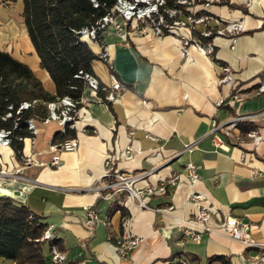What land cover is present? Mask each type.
<instances>
[{
  "label": "crops",
  "instance_id": "0c3cea01",
  "mask_svg": "<svg viewBox=\"0 0 264 264\" xmlns=\"http://www.w3.org/2000/svg\"><path fill=\"white\" fill-rule=\"evenodd\" d=\"M23 11V0H0V51L26 64L55 95L56 85L41 67ZM210 13L224 21L242 20L245 28L235 42L216 36L214 56L193 43L184 46L178 35L158 37L134 30L126 31L124 39L112 34L104 36L102 44L89 43L100 56L93 63L94 75L109 86L111 65L124 90L110 106L99 98L92 103L85 115L88 126L79 123L76 130L78 149L62 153L60 167L50 165V147L61 128L49 129L50 123L35 122L37 133L24 140L21 159L11 146L0 145V170L6 172L0 174V197L27 206L53 226L68 264H222L217 257H226L230 264H264L258 249L217 229L234 216L250 226L257 241H264V143L254 147L246 140L221 149L210 134L214 124L236 115L264 113V93L230 103L233 87L219 84L223 65L231 68L242 89H257L264 80V0H224ZM262 127V120L254 123L264 135ZM148 134L158 140H150ZM193 142L196 147L182 153ZM129 147L134 150L130 159L125 155ZM109 157L122 173L152 171L136 183L138 188L176 176L180 183L150 196L147 209L124 192L106 191L98 198L94 187L110 181L104 178ZM28 158L31 164H26ZM187 163L200 167L202 176L195 185L186 177ZM192 192L201 194L213 210L210 225L215 231L200 243L185 236L188 228L199 230ZM88 205L108 218V225L99 223L88 230L84 226ZM116 206L125 208L128 230L141 239L125 259L110 240L123 233L122 213ZM0 264L15 263L0 259Z\"/></svg>",
  "mask_w": 264,
  "mask_h": 264
},
{
  "label": "built area",
  "instance_id": "2783aa9c",
  "mask_svg": "<svg viewBox=\"0 0 264 264\" xmlns=\"http://www.w3.org/2000/svg\"><path fill=\"white\" fill-rule=\"evenodd\" d=\"M224 0H175L173 5H169L167 0H117L110 11L102 17L97 23L85 28L77 33L81 39L87 43L99 42L102 44L103 37L106 35H117L124 39L126 31L134 30L139 33H152L155 36L161 37L164 35H178L184 46L193 43L200 52L208 55H213L215 47L212 40L216 36L228 37L233 42L241 35L245 28L242 20L224 21V19L210 13V9ZM94 7H99L98 0H92ZM181 30H187L188 34H182ZM198 35L203 38L212 39L207 44H202ZM101 58L108 61L107 54L102 53ZM112 68L111 65H109ZM113 69V68H112ZM86 81V90L84 95L79 100L71 97L59 98L56 101L48 103V117L43 123L55 122L65 131L67 127L77 130L78 124H83V127L88 126L86 112L88 108L98 99L100 89L106 90V100L114 102L121 95L124 86L114 73H110V85L101 87V81L93 74H84ZM219 84H227L233 87L234 92L230 97V103L244 102L254 96L264 93V80L259 84L257 89L247 90L238 86L237 80L230 67L223 66ZM222 104V102L220 103ZM30 103H23L17 113L22 109H28ZM83 111L85 112L83 114ZM11 117V113L7 114ZM262 120L264 129V113L236 115L224 123H216L210 131L212 141L216 148L224 149L230 143H244L250 141L254 147H258L264 143V135L260 128H253L246 134H242L240 129L241 123H247L254 126V123ZM29 128L34 134L37 133V128L33 120L29 121ZM10 131L0 130V145L10 146ZM147 137L152 141H157L158 138L150 134ZM197 145L193 142L186 145L184 152H191ZM79 142L77 138L67 139L61 143L52 144L50 150L53 152L51 166L58 168L61 165V154L64 152H73L78 149ZM133 148L129 147L125 151L128 159L132 157ZM182 153H179L181 155ZM26 164H31L30 158L26 159ZM107 170L104 178L110 179L106 183H100L94 187L98 198H104L106 191H112L117 194L124 192L129 199L135 201L137 206L142 209L149 208L147 199L155 194H163L167 192L169 187L177 186L180 183V176H176L168 182H160L158 185L147 184L144 187H136V183L144 180L152 171L141 173H122L116 171L113 165V157H109L106 161ZM186 177L191 185H195L201 179L200 167L192 163H187L185 166ZM6 172L0 170V174ZM255 174V172H254ZM16 178H23L20 174L15 175ZM110 199L109 196L106 197ZM190 200L198 206V212L195 217L196 223L199 225V230L186 229L185 236L190 238L195 243H200L205 234L215 231L210 225L213 216V210L208 205L204 204L203 196L199 193L192 192ZM85 220L84 226L88 230H93L99 223L108 225L109 219L102 218L93 205H88L84 208ZM120 211V210H119ZM121 212V211H120ZM123 233L118 238L113 240L119 256L123 259L138 247L141 242L139 237L133 235L128 230V216L122 220ZM229 238L241 242L245 247L250 249H258L261 255H264V241H257L251 232L250 226L242 222L240 219L229 216L217 228ZM59 238L54 231L53 226H48L42 240L52 241ZM43 264H68L66 255L59 251L55 244L50 245V254Z\"/></svg>",
  "mask_w": 264,
  "mask_h": 264
},
{
  "label": "trees",
  "instance_id": "16d2710c",
  "mask_svg": "<svg viewBox=\"0 0 264 264\" xmlns=\"http://www.w3.org/2000/svg\"><path fill=\"white\" fill-rule=\"evenodd\" d=\"M23 1V17L29 38L40 58L41 67L49 73L56 85V94L47 92L26 64L8 52L0 51V130L10 131V146L18 159L23 155L24 140L35 136L29 128L30 120L42 123L49 115L47 105L50 102L67 96L79 100L84 95V74L94 75L93 63L100 56L93 52L89 43L83 41L77 32L94 26L117 0H98L97 8L92 0ZM167 1L169 5L175 2ZM198 38L202 44L212 40L199 35ZM109 69L110 73L116 74L112 68ZM101 87H105L102 82ZM106 95V90L100 89L98 92V98L110 106L111 102L106 100ZM25 102L31 106L17 113ZM8 113H11V117H7ZM253 128L247 123L240 124L242 134ZM76 136V130L67 127L65 131L54 133L52 143H61ZM116 209L121 211L122 217L129 215L121 206H116ZM47 227L43 217L27 206L0 197V259L15 264H43L46 260L45 246L49 247L50 252V245L55 244L63 252L64 247L59 238L42 240ZM217 259L222 264H230L226 257Z\"/></svg>",
  "mask_w": 264,
  "mask_h": 264
},
{
  "label": "rangeland",
  "instance_id": "374dc122",
  "mask_svg": "<svg viewBox=\"0 0 264 264\" xmlns=\"http://www.w3.org/2000/svg\"><path fill=\"white\" fill-rule=\"evenodd\" d=\"M49 129H60V127L57 125V123L55 122H50L49 126H47ZM44 252H45V256L47 257L50 252H49V247L48 246H45L44 247Z\"/></svg>",
  "mask_w": 264,
  "mask_h": 264
},
{
  "label": "water",
  "instance_id": "95a60500",
  "mask_svg": "<svg viewBox=\"0 0 264 264\" xmlns=\"http://www.w3.org/2000/svg\"><path fill=\"white\" fill-rule=\"evenodd\" d=\"M172 162V161H171Z\"/></svg>",
  "mask_w": 264,
  "mask_h": 264
}]
</instances>
